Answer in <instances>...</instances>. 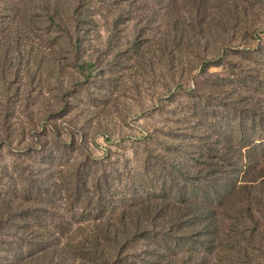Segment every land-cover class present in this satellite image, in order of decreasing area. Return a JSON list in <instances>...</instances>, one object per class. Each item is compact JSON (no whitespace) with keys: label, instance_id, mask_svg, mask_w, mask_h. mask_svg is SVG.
<instances>
[{"label":"rangeland","instance_id":"rangeland-1","mask_svg":"<svg viewBox=\"0 0 264 264\" xmlns=\"http://www.w3.org/2000/svg\"><path fill=\"white\" fill-rule=\"evenodd\" d=\"M263 88L264 0H0V264H26L14 250L25 237L66 243L128 215L141 176L158 185V164L199 163L211 125L252 124L250 109L264 117ZM220 154L206 155V170L235 171L216 166ZM225 242L204 264H259Z\"/></svg>","mask_w":264,"mask_h":264},{"label":"trees","instance_id":"trees-1","mask_svg":"<svg viewBox=\"0 0 264 264\" xmlns=\"http://www.w3.org/2000/svg\"><path fill=\"white\" fill-rule=\"evenodd\" d=\"M78 8L74 11V25L81 30L86 14ZM25 18L11 27L12 32L26 28ZM57 18L60 16L51 20ZM249 113L252 124L245 126L246 121H238L233 127L214 124L209 128L210 133L198 135L199 163L170 161L173 170L158 164L155 168L158 174L164 173L167 178L161 177L158 185L159 178L151 184L140 175L142 185L132 187L131 193L136 197L142 188L139 195L143 201L134 209L129 208L128 215L124 209L115 220L95 221L86 236L66 243L50 245L45 239L25 237L14 248L15 252L28 253L26 264H68L66 260L74 264H204L207 261L203 255L207 251L228 252L225 241L233 238L240 255L248 258L253 251L254 259L263 264L264 246L255 243H264V208L260 207L264 195V159H258L255 154L264 151V135L256 139L249 130L254 132L264 117L262 112L256 114L251 109ZM246 136L249 140L241 144L240 139ZM229 148L240 152L233 161L225 157ZM213 150L221 153L217 167L222 159L223 164H233L235 171L226 174L220 167L213 173L206 170L213 164L206 155ZM170 154L168 149L161 157L164 161L174 160L168 159ZM86 182L83 184L87 185ZM95 209L99 214L104 212L101 200ZM25 211L28 215L31 209ZM220 221L227 223V232L219 230ZM250 225L253 228L248 232ZM235 226L241 227V231L234 238L231 232ZM126 250L132 252H123Z\"/></svg>","mask_w":264,"mask_h":264}]
</instances>
